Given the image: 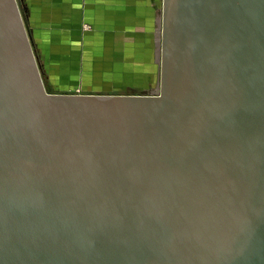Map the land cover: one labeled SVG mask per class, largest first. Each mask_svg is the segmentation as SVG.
Here are the masks:
<instances>
[{
  "label": "water",
  "instance_id": "obj_1",
  "mask_svg": "<svg viewBox=\"0 0 264 264\" xmlns=\"http://www.w3.org/2000/svg\"><path fill=\"white\" fill-rule=\"evenodd\" d=\"M204 2L217 18L201 30ZM165 3L183 38L165 26L161 88L64 95L24 0H0V264H264V0ZM214 29L243 101L208 81Z\"/></svg>",
  "mask_w": 264,
  "mask_h": 264
},
{
  "label": "rangeland",
  "instance_id": "obj_2",
  "mask_svg": "<svg viewBox=\"0 0 264 264\" xmlns=\"http://www.w3.org/2000/svg\"><path fill=\"white\" fill-rule=\"evenodd\" d=\"M159 1H161V20L159 25L153 27L150 22L149 25H146L145 32L136 31V33L126 34L123 30L130 27L126 25V21L124 25H117L118 23L115 21L108 26H98L90 23L85 25L86 35L83 41L80 32L73 30L74 25H69L68 27V25L62 24L64 18L61 11L63 13V8L59 0H28L32 7V16H30L32 18L30 21L37 39L36 42L39 44V50L34 47V52L47 91L52 94L64 95L140 96L149 95L161 88L163 82L161 51L163 52V50H160L158 56L157 44L160 40L163 43L165 26L171 30L169 32L170 38L178 37L182 39L183 36L179 33V24L178 28L176 27L177 19L174 16V11L169 14L168 10H165V1L167 0ZM206 4V2L202 3L204 9ZM135 7H130L133 13L139 10ZM75 11L71 10L69 19L75 16ZM201 18L202 21L200 19L198 25L201 30L205 29L204 25L208 26L212 22L215 23L217 15L210 4H207V8L202 11ZM131 19L135 21L134 23L139 22L141 24L139 27H145L142 25V21L135 17ZM60 21L61 24L59 23ZM164 22H166L165 25ZM133 27L131 25L130 28ZM108 28H112L113 31L108 32ZM217 31V29L209 31L208 38L210 40L207 50L213 51L212 43L214 42L216 48L219 49L218 54H222V63L217 68H214L215 70L211 72L212 76H209L210 80L208 79V81L211 82V85H215L217 89L215 94H219L223 100L243 101L246 86L242 75V62L240 71H238V63L235 61L232 63L233 65L226 68L229 73V80H226L221 75L223 71H218L226 61H230L231 64V60L237 59L238 56H235L232 50L226 51V47L231 46L232 43L229 31L226 30L223 33L220 31L221 33L219 32V34L221 36L219 39H217ZM204 44L207 46L206 40H204ZM82 45L84 47V55L80 57ZM205 47L203 48L206 51ZM65 48L68 49L65 50ZM169 49L172 52V48ZM174 52L182 53L179 48H176ZM65 53L72 54L63 56ZM179 58L177 65L183 61L189 62L186 54L183 55V60L182 55ZM193 58L196 62H199L200 66L202 55L196 54L193 55ZM215 58L216 56L211 59L215 60ZM184 66L187 67V65ZM235 66L236 77L240 72L238 80L233 76ZM80 86L83 87V90L80 89ZM241 93L244 95L242 96Z\"/></svg>",
  "mask_w": 264,
  "mask_h": 264
},
{
  "label": "crops",
  "instance_id": "obj_3",
  "mask_svg": "<svg viewBox=\"0 0 264 264\" xmlns=\"http://www.w3.org/2000/svg\"><path fill=\"white\" fill-rule=\"evenodd\" d=\"M24 2L29 12L28 18L32 29L33 41L36 49L39 50V44L36 42L37 39L35 38L34 30L30 21L32 18L30 17L32 16V7L30 6L28 0H24ZM59 2H61L63 8V13L61 11L64 18V20H62V24L68 25V27L69 25H74L75 27L73 30L80 32L83 41L85 40L86 35V24L91 23L98 26H108L112 25L116 21L118 23L117 25H124V22L126 21V25H129L130 27L132 25L134 27L125 28L123 31H125L126 34H132L136 33V31L143 33L146 31V25H149L150 22L153 27H155V25H159L161 20V1L159 0H59ZM131 6H136L135 8L139 10H137L136 13H133L130 9ZM72 9L76 10L75 16L69 19ZM133 17L142 21V25L145 27H139L141 26L139 22L134 23L135 21L131 19ZM59 23L61 24V21ZM107 31L110 32L113 30L112 28H108ZM83 48L84 47L82 45L79 55L80 57L84 55ZM67 49L68 48H65V50ZM71 54L72 53H65L63 56H70ZM80 89L83 90V87L80 86Z\"/></svg>",
  "mask_w": 264,
  "mask_h": 264
}]
</instances>
